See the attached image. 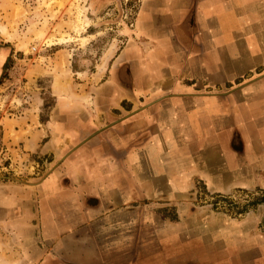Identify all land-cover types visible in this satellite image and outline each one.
<instances>
[{
  "label": "crops",
  "instance_id": "0c3cea01",
  "mask_svg": "<svg viewBox=\"0 0 264 264\" xmlns=\"http://www.w3.org/2000/svg\"><path fill=\"white\" fill-rule=\"evenodd\" d=\"M110 3L87 0L86 37L116 24ZM132 22L74 71L86 83L42 68L20 87L14 134L44 173L0 183V251L9 264H264V0H137ZM199 189L261 196L227 214L195 204Z\"/></svg>",
  "mask_w": 264,
  "mask_h": 264
},
{
  "label": "rangeland",
  "instance_id": "374dc122",
  "mask_svg": "<svg viewBox=\"0 0 264 264\" xmlns=\"http://www.w3.org/2000/svg\"><path fill=\"white\" fill-rule=\"evenodd\" d=\"M86 5L87 0H0V52L3 54L0 57V63L3 62L0 66V183L24 186L44 173L41 169L44 160L27 155L19 144L18 135L14 134L16 118L29 101L28 96L20 95V87L28 80L32 82L42 68L43 72H51L55 80L67 78L73 83H86L85 77L76 78L74 71L79 68L87 71L96 65L95 62L99 63L105 52L120 44L115 26L120 20L125 22L123 15L126 13L132 20L137 0H111L106 18L112 17L117 22L113 27L111 24L100 27L103 23L99 21L96 39L95 35L86 37L84 32L90 25ZM110 27L112 30L107 29ZM90 39L94 40L89 42ZM11 45L15 59L9 55ZM52 105L53 101L49 100L47 106ZM199 191L202 198L196 199L195 204L227 214L242 213L246 207L259 203L256 198L261 196L259 192L254 197L248 193L249 197L244 198L242 195L247 192H235V196L241 197L233 204L218 197L221 195ZM215 201H222L219 207L213 205ZM13 253L0 251V263L15 261L17 257H13Z\"/></svg>",
  "mask_w": 264,
  "mask_h": 264
},
{
  "label": "built area",
  "instance_id": "2783aa9c",
  "mask_svg": "<svg viewBox=\"0 0 264 264\" xmlns=\"http://www.w3.org/2000/svg\"><path fill=\"white\" fill-rule=\"evenodd\" d=\"M128 15H130V14H128V13H126V14H124L123 15V20L126 22H128V26L129 27H132L133 26V22H132V20L131 19H129L128 18ZM34 50V49H33ZM250 195V194H249ZM242 196H244V198H248L249 196H248V193L247 194H245V195H242ZM251 196V195H250ZM218 197H221L222 199H225V200H228L230 203H233V204H235V202L234 201H236V200H238L240 197H241V195H238V196H235L234 194H231V195H227V196H218ZM220 202H222V201H215L214 203H213V205L215 206V207H219L218 205H219V203Z\"/></svg>",
  "mask_w": 264,
  "mask_h": 264
},
{
  "label": "flooded vegetation",
  "instance_id": "af4514ba",
  "mask_svg": "<svg viewBox=\"0 0 264 264\" xmlns=\"http://www.w3.org/2000/svg\"><path fill=\"white\" fill-rule=\"evenodd\" d=\"M0 76H1V73H0Z\"/></svg>",
  "mask_w": 264,
  "mask_h": 264
}]
</instances>
